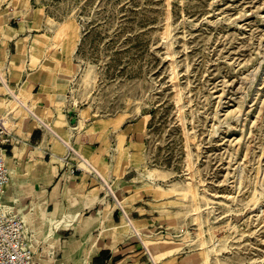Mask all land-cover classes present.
I'll use <instances>...</instances> for the list:
<instances>
[{
    "label": "rangeland",
    "instance_id": "obj_1",
    "mask_svg": "<svg viewBox=\"0 0 264 264\" xmlns=\"http://www.w3.org/2000/svg\"><path fill=\"white\" fill-rule=\"evenodd\" d=\"M7 11L33 20L81 128L138 135L153 220L134 224L156 262L264 264V0H0Z\"/></svg>",
    "mask_w": 264,
    "mask_h": 264
},
{
    "label": "crops",
    "instance_id": "obj_2",
    "mask_svg": "<svg viewBox=\"0 0 264 264\" xmlns=\"http://www.w3.org/2000/svg\"><path fill=\"white\" fill-rule=\"evenodd\" d=\"M32 26L29 15L0 13V71L11 92L46 125L15 109L0 88V115L15 109L7 118L14 138L6 152L11 175L5 202L34 233L44 264L75 258L86 264H135L136 256L140 264H145L144 256L153 264L143 234V243L135 233L134 240L124 225L132 229L134 223L153 220L148 194L142 192L140 181L135 182L140 177L135 161L138 135L111 127L94 130L89 121L81 128L67 81L58 69L48 71L51 67L45 62L51 59L44 50L41 56L44 47L32 40L36 31ZM80 157L96 173H72ZM52 252L55 257L48 256Z\"/></svg>",
    "mask_w": 264,
    "mask_h": 264
},
{
    "label": "built area",
    "instance_id": "obj_3",
    "mask_svg": "<svg viewBox=\"0 0 264 264\" xmlns=\"http://www.w3.org/2000/svg\"><path fill=\"white\" fill-rule=\"evenodd\" d=\"M0 88L6 90L10 99L16 104L15 109H23L33 118L37 119L42 126L46 127V125L29 109L28 105L11 92L1 71ZM14 110H11L9 114ZM9 114L4 116L0 115V264H42L40 261L41 255L39 253V246L37 245L34 233L29 229L26 221L16 214L12 207L4 200L5 188L10 181L11 175L6 161V152L7 147L12 145L14 138L13 133L7 128V118ZM80 160L81 163L74 167L72 173L80 170L88 173H96L95 168L88 161L82 157H80ZM129 223L131 222L129 221ZM132 229L140 242L143 243L142 237L133 226ZM146 250L148 251L147 248ZM148 254L152 259L149 251ZM53 255V252L48 254L49 257H53ZM152 263L155 264L153 259Z\"/></svg>",
    "mask_w": 264,
    "mask_h": 264
},
{
    "label": "bare ground",
    "instance_id": "obj_4",
    "mask_svg": "<svg viewBox=\"0 0 264 264\" xmlns=\"http://www.w3.org/2000/svg\"><path fill=\"white\" fill-rule=\"evenodd\" d=\"M16 15V14H15ZM47 53H49V51H47ZM13 93V92H12ZM12 103H13V101H12ZM7 128H9V126H8V124H7ZM85 169H87L86 167H84ZM152 179V178H151ZM192 186V185H191ZM188 192V191H187ZM138 233V232H137ZM139 234V233H138ZM140 235V234H139ZM141 236V235H140ZM142 237V236H141ZM143 238V237H142ZM145 243V242H144ZM147 246V245H146ZM149 247V246H148ZM146 249V248H145ZM153 257V256H152ZM153 259V258H152ZM57 262V261H56ZM41 263L42 264H44L43 263V257H41Z\"/></svg>",
    "mask_w": 264,
    "mask_h": 264
}]
</instances>
